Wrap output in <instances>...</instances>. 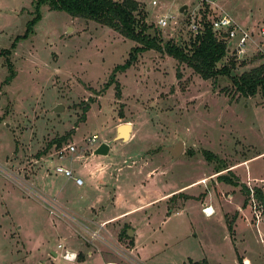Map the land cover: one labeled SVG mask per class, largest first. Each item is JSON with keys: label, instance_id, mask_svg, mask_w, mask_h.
I'll return each mask as SVG.
<instances>
[{"label": "rangeland", "instance_id": "rangeland-1", "mask_svg": "<svg viewBox=\"0 0 264 264\" xmlns=\"http://www.w3.org/2000/svg\"><path fill=\"white\" fill-rule=\"evenodd\" d=\"M215 2L202 5L212 15L226 12L250 33L233 72L264 61L258 32L264 0ZM198 6L197 0H137L151 23L147 31L156 29L162 40L186 41ZM31 10L32 0H0V48L23 31ZM39 10L31 33L9 54L15 75L8 83L1 82L0 54V264H183L202 257L208 264H238L237 257L264 264V206L240 187L264 190L260 92L239 94L228 76L202 78L149 48L116 72V96L113 84L101 89L102 82L135 41L90 18L45 4ZM163 14L167 23L158 26ZM228 56L226 50L216 66ZM56 103L60 110H52ZM126 121L130 136L120 139L116 126ZM60 135L58 145H48ZM177 140L182 151L171 156L163 146ZM101 141L107 152L93 153ZM203 148L224 167L215 170ZM220 173L235 175L238 184L218 180ZM203 195L211 214L201 209ZM68 252L73 259L64 258Z\"/></svg>", "mask_w": 264, "mask_h": 264}, {"label": "trees", "instance_id": "trees-1", "mask_svg": "<svg viewBox=\"0 0 264 264\" xmlns=\"http://www.w3.org/2000/svg\"><path fill=\"white\" fill-rule=\"evenodd\" d=\"M42 4H45L49 9L63 10L72 16L90 18L135 41L129 47L126 57L121 62L112 65L106 79L102 82L101 89L108 87L112 83L116 96L120 94V84L116 79V72L124 71L129 67L139 52L152 48L165 52L177 61L185 62L202 78L213 77L216 74L226 75L237 93L252 95L259 91L261 96L264 97V61L235 73L233 72L235 65L241 62L243 58H236L229 54L221 65L216 66V62L226 51V41L223 35H217L212 30L210 18L214 14L208 13L206 5H202L204 4L203 2L196 9L197 16L196 13L194 14L196 30L193 31L188 25L187 40L182 41L180 38L162 40L156 29L149 33L147 28L151 23L143 20L144 15L137 8V0H32L31 16L26 20L23 31L14 35L7 47L0 48V54L3 55V62L6 66V74L1 80L2 83H8L15 75V69L9 54L19 38H24L31 33L33 24L40 17L39 7ZM87 99L91 100L92 97L88 96L86 100H83L81 118H83L84 112L89 105ZM63 138L64 135L52 138L48 145L52 142L58 145ZM186 153L192 154L190 149H186ZM201 154L207 161L215 160L217 162L215 170L224 167L222 158H219L210 149H201ZM216 178L230 184H238V179L233 174L220 173L216 175ZM240 187L243 193L248 196L249 188L244 183ZM252 195L259 204L264 206V190L260 186H252ZM244 202L245 199L243 200ZM231 221L232 219H227L229 232L231 230ZM121 231L124 230L122 229ZM241 259V257H237L238 264H243ZM183 264H208V262L206 258L202 257L195 260L188 259Z\"/></svg>", "mask_w": 264, "mask_h": 264}, {"label": "built area", "instance_id": "built-area-1", "mask_svg": "<svg viewBox=\"0 0 264 264\" xmlns=\"http://www.w3.org/2000/svg\"><path fill=\"white\" fill-rule=\"evenodd\" d=\"M198 4L202 3L203 0H197ZM206 3L210 2V4L216 5L215 0H205ZM152 4L155 3V0H150ZM197 9V8H196ZM167 14H163L159 18H157L156 23L159 26H164L167 23ZM194 14L191 16L190 21L188 23L189 27L195 31L196 30V23L194 22ZM210 26L212 30L215 31L217 35H223L224 39L226 41V50L228 51L229 54H232L236 58H241L244 57V51L243 47L245 44L246 39L249 37L250 33L248 30L243 28L242 26H239L226 12H218L211 16L210 18ZM258 32L260 34H264V27L260 26L258 28ZM69 149H73V145L69 144L68 145ZM55 169L57 171H60L62 174L70 176V169L68 168H63L62 166H56ZM75 182H80L79 177L74 178ZM264 185V183H263ZM247 186V185H246ZM249 195L254 199L252 195V186L249 187ZM210 206V208H209ZM262 206V205H261ZM202 211L205 214H209L212 212V207L211 205H203L202 206ZM255 216L258 217L257 212H255ZM66 255V254H65Z\"/></svg>", "mask_w": 264, "mask_h": 264}, {"label": "water", "instance_id": "water-1", "mask_svg": "<svg viewBox=\"0 0 264 264\" xmlns=\"http://www.w3.org/2000/svg\"><path fill=\"white\" fill-rule=\"evenodd\" d=\"M185 7H186V4L183 3V4H181V6H179V10L181 11ZM60 109H61L60 103H56L54 106H52V110L57 111ZM129 134H130V123L129 122H127V121L126 122H120L116 126V134H115L116 137H118L120 139H126V138H128ZM108 148H109V145L106 142L101 141L93 148L92 152L104 154L107 152ZM163 148H165L171 156H176L182 151V141L177 140L173 144H167V145L163 146ZM126 233L132 235V230L130 227L126 228Z\"/></svg>", "mask_w": 264, "mask_h": 264}, {"label": "crops", "instance_id": "crops-1", "mask_svg": "<svg viewBox=\"0 0 264 264\" xmlns=\"http://www.w3.org/2000/svg\"><path fill=\"white\" fill-rule=\"evenodd\" d=\"M131 130V129H130ZM129 136H130V134H129ZM128 136V137H129ZM215 183H217L216 181H215ZM231 195V194H230ZM204 197V195L203 196H201V202H202V205H210V203L209 202H207V201H205V199L203 198ZM211 207H212V209H214L213 208V206L211 205ZM237 207V206H236ZM236 207H234V209L236 208Z\"/></svg>", "mask_w": 264, "mask_h": 264}, {"label": "bare ground", "instance_id": "bare-ground-1", "mask_svg": "<svg viewBox=\"0 0 264 264\" xmlns=\"http://www.w3.org/2000/svg\"><path fill=\"white\" fill-rule=\"evenodd\" d=\"M130 129H131V124H130ZM209 208H210V206H209ZM212 213H213V211H212ZM210 214H211V213H210ZM64 258H66V259H73V254L68 252V253L65 255Z\"/></svg>", "mask_w": 264, "mask_h": 264}]
</instances>
